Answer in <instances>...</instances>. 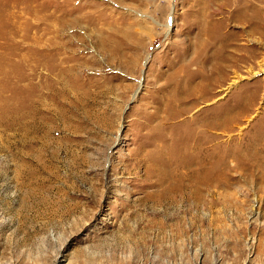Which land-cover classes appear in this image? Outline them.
I'll list each match as a JSON object with an SVG mask.
<instances>
[{
	"label": "rangeland",
	"instance_id": "1",
	"mask_svg": "<svg viewBox=\"0 0 264 264\" xmlns=\"http://www.w3.org/2000/svg\"><path fill=\"white\" fill-rule=\"evenodd\" d=\"M55 1L0 0V264H264V9L64 0L99 18L36 28Z\"/></svg>",
	"mask_w": 264,
	"mask_h": 264
},
{
	"label": "bare ground",
	"instance_id": "2",
	"mask_svg": "<svg viewBox=\"0 0 264 264\" xmlns=\"http://www.w3.org/2000/svg\"><path fill=\"white\" fill-rule=\"evenodd\" d=\"M57 1V0H56ZM55 1V2H56ZM65 4H67V2H65L64 0L63 1H58L56 2V4H52V9H54V11L49 13V14H44V15H40L38 13V11L35 13V15H39V17L37 18V20L35 21V26L36 28H40L41 24L43 25H47V20L50 22L49 24L52 25V27H56V25L60 26V25H63V24H69V23H80L82 21H86L88 20H91V19H98L99 15L96 16V17H93L90 13V15L88 13H80L78 12V15H74L72 16L71 12H69L68 10H65V9H61L62 7L65 6ZM94 5V4H93ZM92 5V6H93ZM51 6V5H50ZM225 7H222L225 11H227L228 13H241V14H244V12H248L250 11L251 14H255L256 12H260L262 9H264V0H225V4H224ZM84 8V7H83ZM50 9V8H49ZM44 10V9H43ZM48 10V9H47ZM80 10V9H79ZM72 11V10H71ZM82 11V10H81ZM92 11V10H91ZM99 11V10H98ZM97 11V12H98ZM86 12V11H85ZM95 13V12H94ZM249 13V12H248ZM221 14V13H220ZM95 15V14H94ZM216 15V11H212L211 13H208L207 14V18H209L210 20H213L214 16ZM72 16V17H71ZM92 16V17H91ZM101 16H102V13H101ZM225 19H227V16H225ZM170 20V18H169ZM219 20V19H218ZM55 23V24H53ZM221 21H223L222 17H221ZM105 23V22H104ZM48 24V26H49ZM169 25H170V22L166 23L165 24V27L166 29L168 30L169 28ZM78 26V25H77ZM42 27V26H41ZM46 28V27H45ZM64 29V28H63ZM67 29V28H66ZM42 30V29H41ZM54 30V29H53ZM50 31V30H49ZM43 33V32H42ZM82 33V32H81ZM88 33V32H87ZM45 34V33H44ZM76 35V34H74ZM84 35V33H83ZM58 37V36H57ZM39 38V36H38ZM93 38V37H92ZM43 39V38H42ZM61 39V38H60ZM76 39H77V43H82L83 40L80 36H77L76 35ZM37 42V41H36ZM53 42H54V39H53ZM67 42V41H66ZM34 43V42H33ZM63 43V42H62ZM62 43H53V44H50V46H53V45H61L62 46ZM37 44V43H36ZM106 44V43H105ZM64 45V44H63ZM81 45V44H80ZM82 46V45H81ZM80 46V47H81ZM38 47V46H37ZM8 49V48H7ZM14 50H12L13 52ZM16 51V50H15ZM73 50H71L72 52ZM19 52V51H18ZM71 52H69L67 55H64V57H61L59 56L58 57V54L55 53L57 55V63L55 65H52V66H49L47 67V71L48 73H56V74H60V75H63L66 71H67V67L72 70V66L71 65H68L67 61L71 60L74 56H71ZM26 53V52H25ZM18 54V53H17ZM41 54V53H40ZM13 56H15L14 54H12ZM19 56L21 55L20 52L18 54ZM24 56V54H23ZM54 57V55H53ZM27 58V57H25ZM67 63V64H66ZM44 64V63H43ZM66 65V66H65ZM33 67H37V65H33ZM69 74V73H68ZM176 102V100H175ZM179 102V101H178ZM261 129H262V134L264 135V121L261 122ZM199 145V144H198ZM197 145V146H198Z\"/></svg>",
	"mask_w": 264,
	"mask_h": 264
}]
</instances>
